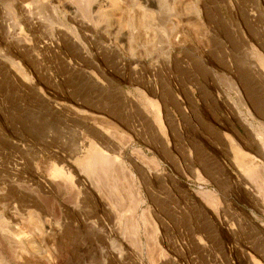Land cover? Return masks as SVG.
I'll return each mask as SVG.
<instances>
[{"label": "rangeland", "instance_id": "obj_1", "mask_svg": "<svg viewBox=\"0 0 264 264\" xmlns=\"http://www.w3.org/2000/svg\"><path fill=\"white\" fill-rule=\"evenodd\" d=\"M258 56L264 0H0V264H264ZM170 114L224 133L218 190L170 199Z\"/></svg>", "mask_w": 264, "mask_h": 264}, {"label": "crops", "instance_id": "obj_2", "mask_svg": "<svg viewBox=\"0 0 264 264\" xmlns=\"http://www.w3.org/2000/svg\"><path fill=\"white\" fill-rule=\"evenodd\" d=\"M112 115L121 117L120 114ZM262 115L264 116V114ZM167 117L168 127L166 130L168 136H170V153L168 150L166 154L168 163H170V199L174 197L172 187L176 181L186 182L190 186L189 182H198V173L201 177L203 175L208 176L209 181L216 184L214 190H218V184L222 181L219 178L222 176V172L214 160L216 159L214 150L223 144L224 133L215 126L209 125L203 114H170ZM192 120L196 124L195 127L191 126ZM157 143L162 151L164 143H161L159 139ZM260 166L264 167V165L253 164V167L259 168ZM210 191L208 189L203 191L202 195H208L207 199H203L204 203L212 204L214 202L213 194H210ZM216 196L214 195L217 200ZM245 198L248 203L255 205V194L251 195L248 193ZM259 242L264 241L259 240ZM258 260L259 262H264L263 260Z\"/></svg>", "mask_w": 264, "mask_h": 264}, {"label": "bare ground", "instance_id": "obj_3", "mask_svg": "<svg viewBox=\"0 0 264 264\" xmlns=\"http://www.w3.org/2000/svg\"><path fill=\"white\" fill-rule=\"evenodd\" d=\"M145 1V4L149 5V6H154L155 4V1L156 0H144ZM147 12H145L146 14ZM259 60L257 61L258 62V67H259V70H261V72L264 74V58L258 56ZM251 80V79H250ZM249 81V80H248ZM252 83V82H251ZM250 84V83H249ZM249 88V87H248ZM250 91V89H249ZM253 92V90H251ZM255 93V92H254ZM253 94V93H252ZM250 95V94H249ZM251 97V96H250ZM258 98V97H256ZM259 105V104H258ZM262 112V111H261ZM262 114V113H261ZM263 129L262 131H258V129L255 131L254 133V137H255V140L257 141L261 151H262V155L264 156V133H263ZM236 150V156H238L239 154H241L242 152H240L238 149H235ZM235 156V162H236V165L242 169L243 168V162H241V160H239L238 158H236ZM133 157L135 158V160L137 162H140V163H145V160L142 156V154L139 152V151H135L133 153ZM119 158L118 157H109V155H107L105 153V151H96L95 153H92L90 156H89V159L88 161L85 163V165L83 166L82 168V172L85 173V175H87L88 177L92 178L93 177V173L95 171V169H98L99 168H105L106 166L108 167L109 165H112V162L114 161H117ZM115 163V162H114ZM109 170H110V167H109ZM108 170V171H109ZM106 171V170H105ZM104 171V172H105ZM259 173L257 172H254V171H249L248 173H246L245 175L251 180V179H254V181L256 182H260L262 188L261 190L264 189V170H259L258 171ZM53 174L55 175H60L61 176V169L58 170V169H55ZM115 174V173H114ZM107 175V174H106ZM109 175V174H108ZM101 177V176H100ZM103 177V176H102ZM100 181V179H99ZM253 182V181H252ZM103 185V184H101ZM258 185V184H257ZM259 188V187H258ZM262 193V191H261ZM264 193V192H263ZM202 198L203 199H207L208 198V195L207 196H204L202 195Z\"/></svg>", "mask_w": 264, "mask_h": 264}]
</instances>
